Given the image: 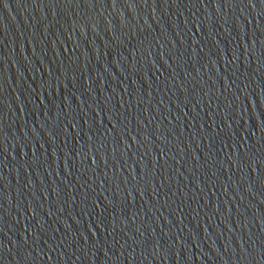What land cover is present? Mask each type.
Listing matches in <instances>:
<instances>
[{
	"label": "water",
	"instance_id": "95a60500",
	"mask_svg": "<svg viewBox=\"0 0 264 264\" xmlns=\"http://www.w3.org/2000/svg\"><path fill=\"white\" fill-rule=\"evenodd\" d=\"M0 264H264V0H0Z\"/></svg>",
	"mask_w": 264,
	"mask_h": 264
},
{
	"label": "snow or ice",
	"instance_id": "6c2138e0",
	"mask_svg": "<svg viewBox=\"0 0 264 264\" xmlns=\"http://www.w3.org/2000/svg\"><path fill=\"white\" fill-rule=\"evenodd\" d=\"M113 4H115V0H113Z\"/></svg>",
	"mask_w": 264,
	"mask_h": 264
}]
</instances>
